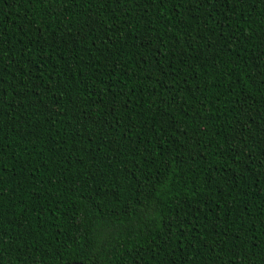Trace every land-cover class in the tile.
<instances>
[{
  "label": "trees",
  "instance_id": "1",
  "mask_svg": "<svg viewBox=\"0 0 264 264\" xmlns=\"http://www.w3.org/2000/svg\"><path fill=\"white\" fill-rule=\"evenodd\" d=\"M264 264V0H0V264Z\"/></svg>",
  "mask_w": 264,
  "mask_h": 264
},
{
  "label": "water",
  "instance_id": "2",
  "mask_svg": "<svg viewBox=\"0 0 264 264\" xmlns=\"http://www.w3.org/2000/svg\"><path fill=\"white\" fill-rule=\"evenodd\" d=\"M69 264H83L81 262H73V263H69Z\"/></svg>",
  "mask_w": 264,
  "mask_h": 264
}]
</instances>
